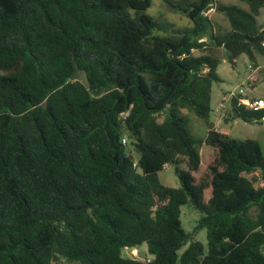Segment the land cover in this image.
Returning <instances> with one entry per match:
<instances>
[{
  "label": "trees",
  "instance_id": "1",
  "mask_svg": "<svg viewBox=\"0 0 264 264\" xmlns=\"http://www.w3.org/2000/svg\"><path fill=\"white\" fill-rule=\"evenodd\" d=\"M166 1L190 25L168 29L152 0H0V264H264L262 148L209 123V51L259 66L264 0L220 4L227 27L216 0ZM238 102L228 115L264 120ZM168 164L178 188L159 179ZM187 203L202 214L190 232ZM144 243L150 258L125 255Z\"/></svg>",
  "mask_w": 264,
  "mask_h": 264
},
{
  "label": "rangeland",
  "instance_id": "2",
  "mask_svg": "<svg viewBox=\"0 0 264 264\" xmlns=\"http://www.w3.org/2000/svg\"><path fill=\"white\" fill-rule=\"evenodd\" d=\"M178 2L182 0H172ZM238 3L242 6H247L241 0H216L215 6L210 9L208 16L227 27V22L223 17V14L219 12L218 7L220 4ZM148 13L154 16L159 23H164L168 29H178L190 25V21L176 13L171 9L166 0H152V5L148 9ZM260 24H264V8L262 13L258 16ZM203 51L194 50L195 54H200ZM214 57L220 59L218 65V74L221 78L220 82H215L212 89L211 96V121L217 125V130L225 132L230 138L238 140L255 139L260 143L264 154V120L259 121H246L241 117H232L230 115L227 118H220V114L216 112L218 108L223 89L237 90L239 88H245L250 98H264V56L259 57V66H254L244 55L238 56L236 59H230L226 51L222 48L209 51ZM189 128L194 138H204L207 134L209 126L207 122L197 117L194 113L189 114ZM201 149L202 164L201 169L204 168L205 157L207 154L204 152L205 148ZM135 156V153H134ZM136 157V156H135ZM183 169H187L186 164H182ZM200 169V170H201ZM202 172V171H201ZM200 172V173H201ZM199 173V174H200ZM195 174V173H194ZM198 174V175H199ZM259 177V176H258ZM160 181L169 187H180V181L175 174V167L173 164H168L159 173ZM261 182H257L260 184ZM181 223L184 230L187 232L192 231L198 224L201 213L195 209L190 203H187L181 208ZM195 239L200 241L204 245H207V229L203 228L195 235ZM185 247L179 250V253L184 251ZM125 255L132 258H140L142 260L148 259L151 256L148 253L147 244H142L139 247L126 249ZM52 264H83L79 261H70L65 258L53 261Z\"/></svg>",
  "mask_w": 264,
  "mask_h": 264
},
{
  "label": "built area",
  "instance_id": "3",
  "mask_svg": "<svg viewBox=\"0 0 264 264\" xmlns=\"http://www.w3.org/2000/svg\"><path fill=\"white\" fill-rule=\"evenodd\" d=\"M233 98H238V104H243L247 106L250 110L258 111L264 109V98H250L247 94L245 88H239L237 90H228L225 93L224 99L220 102L216 112L221 113L228 105H230ZM123 143L127 144V137H123ZM133 154L132 151L129 152V155ZM134 166H137V159L134 160Z\"/></svg>",
  "mask_w": 264,
  "mask_h": 264
},
{
  "label": "crops",
  "instance_id": "4",
  "mask_svg": "<svg viewBox=\"0 0 264 264\" xmlns=\"http://www.w3.org/2000/svg\"><path fill=\"white\" fill-rule=\"evenodd\" d=\"M228 90H230V89H223V92H222V97H221V101L224 99V96H225V93L228 91ZM220 101V102H221ZM229 108H230V105H228L222 112H221V114L219 115L220 116V118H227V116H228V110H229ZM239 117V116H238ZM210 125L211 126H213L215 129H217V125L214 123V122H212L211 121V119H210ZM209 130V129H208ZM208 132V131H207Z\"/></svg>",
  "mask_w": 264,
  "mask_h": 264
},
{
  "label": "water",
  "instance_id": "5",
  "mask_svg": "<svg viewBox=\"0 0 264 264\" xmlns=\"http://www.w3.org/2000/svg\"><path fill=\"white\" fill-rule=\"evenodd\" d=\"M77 79L81 80L83 82V84L86 86V88H90L91 83L89 81V78L87 76V73L84 71L82 72ZM239 114L237 112L234 113V117H238Z\"/></svg>",
  "mask_w": 264,
  "mask_h": 264
}]
</instances>
